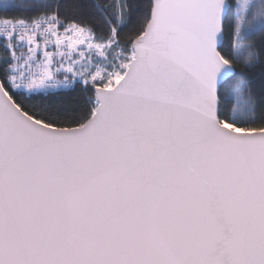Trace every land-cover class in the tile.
Instances as JSON below:
<instances>
[{"label":"snow or ice","instance_id":"1","mask_svg":"<svg viewBox=\"0 0 264 264\" xmlns=\"http://www.w3.org/2000/svg\"><path fill=\"white\" fill-rule=\"evenodd\" d=\"M0 264H264V0H0Z\"/></svg>","mask_w":264,"mask_h":264}]
</instances>
